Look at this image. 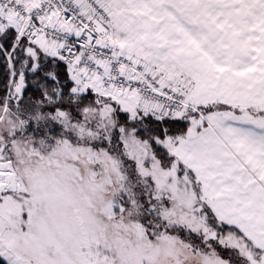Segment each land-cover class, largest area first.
<instances>
[{"label": "snow or ice", "instance_id": "6c2138e0", "mask_svg": "<svg viewBox=\"0 0 264 264\" xmlns=\"http://www.w3.org/2000/svg\"><path fill=\"white\" fill-rule=\"evenodd\" d=\"M0 264H264V0H0Z\"/></svg>", "mask_w": 264, "mask_h": 264}]
</instances>
